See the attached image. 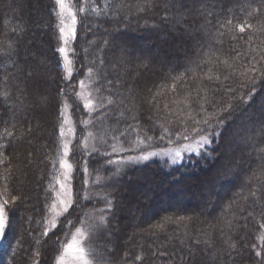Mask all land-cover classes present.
Returning <instances> with one entry per match:
<instances>
[{
  "label": "trees",
  "instance_id": "obj_1",
  "mask_svg": "<svg viewBox=\"0 0 264 264\" xmlns=\"http://www.w3.org/2000/svg\"><path fill=\"white\" fill-rule=\"evenodd\" d=\"M72 4L66 78L56 0H0V264H54L78 227L97 264H264V0ZM64 103L73 198L46 229ZM204 134L180 164L111 162Z\"/></svg>",
  "mask_w": 264,
  "mask_h": 264
},
{
  "label": "rangeland",
  "instance_id": "obj_2",
  "mask_svg": "<svg viewBox=\"0 0 264 264\" xmlns=\"http://www.w3.org/2000/svg\"><path fill=\"white\" fill-rule=\"evenodd\" d=\"M65 10L61 13L60 6L57 4V10L59 15V30L64 27L67 36L62 37L61 34V46L64 48L65 52L61 53V65L65 72V77H69L73 72V57H72V42L75 37V25L72 24V15H75L72 0H65ZM71 10V14L69 13ZM63 21V23H61ZM70 29H74V36ZM67 57V61L65 59ZM80 82L78 95L89 110L93 107V101L91 97L90 89L88 88V82ZM62 122L60 128V156H59V168L56 178V186L54 191V200L52 201L49 217L46 221V229L53 227L56 224L58 218L65 212L64 209L72 202V187H71V172L73 169L72 164L68 160V155L70 152V145L75 136V129L73 126V121L69 113V106L64 103L61 110ZM92 138V139H91ZM93 135L88 133L84 138V145L94 142ZM206 140V142H205ZM211 143V138L209 134L201 135L195 139L186 141L182 144L148 149L139 153H129L122 158L112 159L111 162H116L115 166L126 165H141L147 162L159 161L166 163L168 165H176L182 163L189 155L198 154L203 151ZM92 147V146H91ZM119 148L116 151H122ZM146 157V159H145ZM1 160V154H0ZM70 165V167H69ZM0 204L2 200L0 197ZM3 212L6 215L4 208ZM7 216V215H6ZM87 231L83 227L76 228L70 235L67 243L62 249L61 253L57 256L54 264H97L94 263L88 256L85 241L87 240ZM4 244V240H0V249ZM84 249V253L80 252V249ZM59 258V259H58Z\"/></svg>",
  "mask_w": 264,
  "mask_h": 264
},
{
  "label": "snow or ice",
  "instance_id": "obj_3",
  "mask_svg": "<svg viewBox=\"0 0 264 264\" xmlns=\"http://www.w3.org/2000/svg\"><path fill=\"white\" fill-rule=\"evenodd\" d=\"M56 3L60 6L61 13H63L64 10H65V7H66L65 0H56ZM81 11H82V9H81ZM69 13L71 14V10L70 9H69ZM61 23H63V21H61ZM75 23H76V17L73 14L72 15V24L75 25ZM238 27H239V30L241 32H243L245 30V28L243 26H238ZM70 31H72L73 36H74V29H70ZM60 32L62 34V37L67 36V33L65 32L64 27L60 28ZM59 51L61 53H64L65 49L64 48H60ZM65 59L67 61V57L66 56H65ZM81 83H83V82H81ZM86 107H87V105H86ZM9 135H10V133H9ZM205 142H206V140H205ZM259 151L264 153V148L259 149ZM145 159H146V157H145ZM69 167H70V165H69ZM13 199H15V198H13ZM7 203H8V201H4L3 204H0V240H6V236H7V226H8V221H9L10 218L7 217L4 214V212H3V208H4L5 205H7ZM64 211H67V208H65ZM101 220L103 221V218H101ZM262 226H264V225H262ZM53 227H55V225H53ZM157 227H160V226L157 225ZM44 234L47 235V230L45 231ZM232 247H235V245H232ZM80 252L84 253V249L81 248ZM257 255L259 256L260 253L257 252ZM136 259L139 260V259H141V257L138 256V257H136ZM85 264H87V261H85Z\"/></svg>",
  "mask_w": 264,
  "mask_h": 264
}]
</instances>
